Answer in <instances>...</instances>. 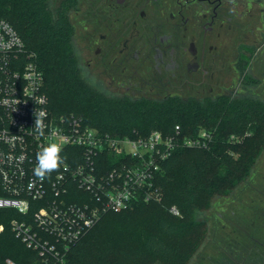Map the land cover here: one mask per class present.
Wrapping results in <instances>:
<instances>
[{
	"label": "trees",
	"instance_id": "1",
	"mask_svg": "<svg viewBox=\"0 0 264 264\" xmlns=\"http://www.w3.org/2000/svg\"><path fill=\"white\" fill-rule=\"evenodd\" d=\"M0 19L9 21L35 54L55 114L76 113L115 136H145L154 130L167 135L176 125L184 135L203 128L214 135L208 148H178L162 163L157 179L162 201L105 213L59 264H188L207 234L198 213L246 183L264 149V100L110 96L84 81L71 42L72 25L65 12L51 9L50 0H0ZM249 64V56L236 62L245 87L260 82L251 76ZM120 228L129 234L112 239L109 232ZM7 257L32 264L38 253L8 230L0 237V264Z\"/></svg>",
	"mask_w": 264,
	"mask_h": 264
},
{
	"label": "built area",
	"instance_id": "2",
	"mask_svg": "<svg viewBox=\"0 0 264 264\" xmlns=\"http://www.w3.org/2000/svg\"><path fill=\"white\" fill-rule=\"evenodd\" d=\"M36 113L44 114L43 136L34 129ZM213 139L204 128L184 135L180 125L167 135L115 136L76 113L55 114L35 54L0 19V237L10 230L38 253L32 264L65 261L107 212L162 201V163L178 148L205 149ZM51 142L63 145L64 164L40 180L36 153ZM5 264L17 262L7 257Z\"/></svg>",
	"mask_w": 264,
	"mask_h": 264
},
{
	"label": "flooded vegetation",
	"instance_id": "3",
	"mask_svg": "<svg viewBox=\"0 0 264 264\" xmlns=\"http://www.w3.org/2000/svg\"><path fill=\"white\" fill-rule=\"evenodd\" d=\"M57 4L54 11L65 12L72 25L80 71L87 73L95 90L110 96L159 100L166 93L163 99L204 100L214 95L230 52L236 54V62L249 56V70H254L257 59L264 62V0H58ZM228 89L218 95L229 96ZM255 190L264 195V186ZM261 201L260 211L237 218L235 228L227 223L220 229L210 225L189 264H264ZM204 221L208 225V219Z\"/></svg>",
	"mask_w": 264,
	"mask_h": 264
},
{
	"label": "rangeland",
	"instance_id": "4",
	"mask_svg": "<svg viewBox=\"0 0 264 264\" xmlns=\"http://www.w3.org/2000/svg\"><path fill=\"white\" fill-rule=\"evenodd\" d=\"M57 3L58 0H50V7L53 11L57 7ZM232 47L233 46H230L229 50H232ZM230 53L229 60L225 61L224 74H222L223 78L220 79L221 82L214 85L215 92L211 97L214 98L216 95L226 92L229 88V94L232 96L253 97L264 100V62L257 59L255 61L254 70H249V72L255 77L261 78V82L255 87L251 85L245 87L243 86L240 74L235 67L236 54L234 55L233 52ZM81 75L84 81L90 85L87 73L85 71H81ZM227 84L228 88H226ZM221 86H223V88L219 89ZM189 92H191V96L194 94V91ZM164 95H166V93H161L158 96L159 100H162ZM262 186H264V149L248 181L239 186L230 195L216 198L210 209L198 213V218L200 220L208 219V225H206L207 229L211 227L210 225H212L213 228L220 229L221 224L224 223H227L229 228H235L236 224L234 223H236L237 218L242 219L246 214L249 215L260 211L258 208L259 206H262L261 200L264 201V195L260 193L257 194L255 188ZM261 190H263V188H261ZM239 227L240 226H238V228ZM126 234H129V231H125L124 228L109 232V236L114 240H119ZM189 263H191V261Z\"/></svg>",
	"mask_w": 264,
	"mask_h": 264
},
{
	"label": "clouds",
	"instance_id": "5",
	"mask_svg": "<svg viewBox=\"0 0 264 264\" xmlns=\"http://www.w3.org/2000/svg\"><path fill=\"white\" fill-rule=\"evenodd\" d=\"M43 113H36L34 129L40 136L44 135ZM63 145L58 142H51L42 145L36 153V166L33 169L34 175L40 180H44L52 172L57 171L65 158L62 157Z\"/></svg>",
	"mask_w": 264,
	"mask_h": 264
}]
</instances>
